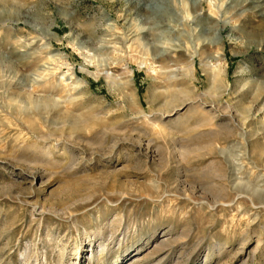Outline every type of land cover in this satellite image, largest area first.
<instances>
[{
	"label": "rangeland",
	"instance_id": "rangeland-1",
	"mask_svg": "<svg viewBox=\"0 0 264 264\" xmlns=\"http://www.w3.org/2000/svg\"><path fill=\"white\" fill-rule=\"evenodd\" d=\"M263 116L264 0H0V264H264Z\"/></svg>",
	"mask_w": 264,
	"mask_h": 264
},
{
	"label": "bare ground",
	"instance_id": "bare-ground-1",
	"mask_svg": "<svg viewBox=\"0 0 264 264\" xmlns=\"http://www.w3.org/2000/svg\"><path fill=\"white\" fill-rule=\"evenodd\" d=\"M154 11V10H153ZM238 14V13H237ZM224 21V20H223ZM221 22V21H220ZM223 23V25H227L228 23L227 22H222ZM176 28V27H175ZM184 47V46H183ZM164 52L165 53H167V54H170L172 57H175L177 54H179L180 52H181V48H180V45H179V47H178V45H175V46H168L165 50H164ZM47 65V63H44V65H42V67H43V70L45 71V72H47L49 75H55V69L54 68H50V67H47L46 66ZM263 118H264V116H263ZM135 258V257H134ZM134 258H133V260H134Z\"/></svg>",
	"mask_w": 264,
	"mask_h": 264
}]
</instances>
